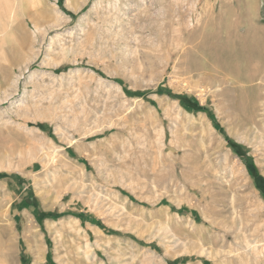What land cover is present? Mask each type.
I'll list each match as a JSON object with an SVG mask.
<instances>
[{"label": "rangeland", "instance_id": "374dc122", "mask_svg": "<svg viewBox=\"0 0 264 264\" xmlns=\"http://www.w3.org/2000/svg\"><path fill=\"white\" fill-rule=\"evenodd\" d=\"M0 264H264V0H0Z\"/></svg>", "mask_w": 264, "mask_h": 264}, {"label": "bare ground", "instance_id": "6f19581e", "mask_svg": "<svg viewBox=\"0 0 264 264\" xmlns=\"http://www.w3.org/2000/svg\"><path fill=\"white\" fill-rule=\"evenodd\" d=\"M172 15V14H170ZM210 16V14H207ZM212 16V15H211ZM212 20V19H211ZM215 21V20H214ZM219 21V20H218ZM217 21V22H218ZM228 22V21H227ZM213 23V22H212ZM215 23V22H214ZM218 24V23H216ZM217 27V25H215ZM213 27V26H212ZM211 29H215L212 28ZM210 28V27H209ZM210 29V30H211ZM218 29V28H217ZM207 30V29H206ZM216 30V29H215ZM224 31V29H222ZM204 31V30H203ZM211 32V31H210ZM216 32V31H215ZM214 32V33H215ZM221 31H219L218 33H220ZM195 33V32H193ZM192 33V34H193ZM207 33V32H206ZM222 33V32H221ZM224 33V32H223ZM222 33V35H223ZM229 34V32H227ZM226 34V33H225ZM227 34V36H228ZM182 35V34H181ZM220 35V34H219ZM218 36V34H217ZM223 37V36H222ZM219 38L221 39V37L219 36ZM188 39H191L190 37ZM207 39V38H206ZM211 39V38H210ZM194 40V39H193ZM207 41V40H206ZM220 41V40H219ZM244 43L239 44L240 45V50H245L247 47H249V45L251 44V42H246V40L244 39ZM250 41V40H249ZM192 42V41H191ZM203 42V41H202ZM217 42V41H216ZM211 44V43H210ZM238 45V44H237ZM192 47V46H191ZM177 48V47H176ZM191 49V48H190ZM195 54L200 57L201 59H203V62H196L191 68L192 69H196V70H200L203 68H214V69H223V67H226L225 64L222 62V58L223 57H229L230 56V46H221L218 44H211V45H204L202 43H198L195 45V47L193 48ZM184 51V50H183ZM234 51V49H233ZM191 54V53H190ZM183 59V58H182ZM184 61V60H183ZM186 64V63H184ZM181 66V65H179ZM185 67H183L184 69ZM182 70V69H181ZM210 72V69H207ZM206 71V69H205ZM230 77V76H229ZM232 78V77H230Z\"/></svg>", "mask_w": 264, "mask_h": 264}, {"label": "trees", "instance_id": "16d2710c", "mask_svg": "<svg viewBox=\"0 0 264 264\" xmlns=\"http://www.w3.org/2000/svg\"><path fill=\"white\" fill-rule=\"evenodd\" d=\"M246 164H247V162H246ZM256 178L259 179V176L256 175Z\"/></svg>", "mask_w": 264, "mask_h": 264}]
</instances>
